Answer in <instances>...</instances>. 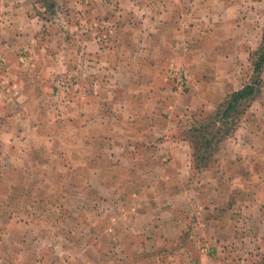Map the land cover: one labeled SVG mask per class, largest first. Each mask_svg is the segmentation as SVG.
<instances>
[{"label": "rangeland", "instance_id": "rangeland-1", "mask_svg": "<svg viewBox=\"0 0 264 264\" xmlns=\"http://www.w3.org/2000/svg\"><path fill=\"white\" fill-rule=\"evenodd\" d=\"M85 2L0 0V53L7 62L5 66H0V98L11 95L15 89L5 80L10 63H21L20 66L27 70L34 68L37 61H47V66L51 67V71H47L46 87L40 89L46 95L45 106H40L38 115L26 116L21 113L18 119L23 122L17 120L18 123H15L12 115L0 114V121L9 119L14 121L13 126H21L18 130H0V220L6 221L5 244L14 264H72L69 259L71 255L74 258V255L66 250L69 245L67 240L70 235L75 236L80 231H76L79 227L75 226V221L64 219L67 212L63 204L67 205L66 208L70 207L74 214L77 209L71 202L97 205V209H102L103 219L109 222L108 234L112 217L118 220L120 216L136 213L143 204L139 195L128 196L125 191L124 194H117L123 186L124 190L128 188L127 175H118L129 171L131 164L125 158H191L194 170H201L195 168L194 158H198L196 147L204 139L192 138L193 132L190 130L193 126L208 123L231 93H227L216 104L192 100L202 92L192 82V74L183 61L190 57V49H178L175 52L168 48L161 51L157 49L150 53V58L161 59V66H131L129 72H134V78L128 74V68H124L127 70L123 75L110 77L112 72L106 65L111 60L112 51L106 46L99 51V46L106 41H113L116 32H119L121 42H127V35L119 30L130 26L131 21H136L127 4L118 0H97V11L95 6L91 7L93 3L89 0ZM138 23L144 24V21L139 20ZM138 23L136 25L141 26ZM260 27L263 29L262 40L257 49L249 52V65L242 79L243 86L258 79L261 91L264 88V68L255 77L254 61L257 56L254 53L264 44V18ZM113 29L117 31L111 32ZM138 34L139 31L137 37ZM149 35L150 41L153 40L149 31L142 35V40L147 41L145 36L147 38ZM173 36L174 32H171L168 38L173 39ZM6 45L23 51L17 53L14 49L10 51L11 56L4 50L7 49ZM119 54L120 57H126L127 52L119 51ZM90 56L103 59L104 75L102 67L84 61ZM20 57H24L25 61L21 62ZM172 69L185 73L182 88L170 76ZM97 70H100L98 88L95 79ZM128 76L132 79L129 83L125 80ZM86 89L91 95L88 107L83 106L86 99L82 94ZM96 89L103 95V103L98 104L100 99L95 97ZM153 91L163 97L161 100L164 103L160 105L161 108L156 106L158 110L149 112L158 111L159 115L168 116L158 121L170 126L164 132L150 131L145 127L149 125L145 123L149 108L147 93ZM111 93L119 96V102L112 98ZM259 93L244 105L243 113L233 117L229 124L219 120L206 131L208 137L210 131L215 133L220 130L216 139L220 138L221 141H214L213 149L206 154V158H212L210 165L215 158H223L228 148L227 142L240 128ZM143 96L145 101L141 99ZM126 101L130 102L128 106ZM87 108L91 112L88 115ZM128 124L133 130L138 126L133 131L135 139L123 140L121 137L127 131L121 130L127 128L129 131ZM230 125L236 128L224 135ZM155 126L160 128L158 123ZM128 141L131 146L127 145ZM168 141L173 144L180 141L186 143L180 142L182 146L170 147L166 146ZM162 143H165L163 147ZM248 230L246 235L250 245L246 244L241 261L244 264H264V250L255 241L259 230H264V227L257 228L256 232L253 228ZM16 234L22 242H15ZM15 246L14 251L17 254L22 252L23 258L13 257L11 252ZM202 249L206 253L208 247L203 245ZM238 256L239 253H236L235 258L238 259ZM211 262L201 260L195 264ZM7 264L12 263L9 261ZM214 264L228 262L219 260L214 261Z\"/></svg>", "mask_w": 264, "mask_h": 264}, {"label": "crops", "instance_id": "crops-1", "mask_svg": "<svg viewBox=\"0 0 264 264\" xmlns=\"http://www.w3.org/2000/svg\"><path fill=\"white\" fill-rule=\"evenodd\" d=\"M89 1L97 11V0ZM118 1L127 4L136 23L143 20L144 24L138 23L141 26H137L131 21L130 26L119 30L127 35V42H121L119 32H116L113 41H106L99 46V51L104 46L112 51L111 60L106 65L112 72L110 77L123 75L127 70L124 68H128L129 72L131 66H161V59L150 58V53L157 49L161 51L168 48L174 52L190 49V57L183 61L189 67L192 82L202 92L196 93L197 98L193 97L192 100L216 104L227 93L243 86L242 77L249 65V52L257 49L262 40L263 29L260 25L264 18V0ZM147 30L153 37L151 41L150 35L147 38L145 36L147 41L142 40ZM114 31L117 30L111 32ZM171 32H174L173 39L168 38ZM5 47L7 49L4 50L9 54L14 49L17 53L23 51L9 45ZM119 51H126V57H120ZM84 61L102 67L104 75L102 58L90 56ZM48 63L37 61L34 68L27 70L20 66L21 63L8 65V76L4 73L7 76L5 80L15 89L11 95L0 98V114L12 115L15 123H18L17 120L23 122L18 119L21 113L26 116L39 114L40 106H45L46 94L41 93L40 89L46 87L47 71H51ZM99 71H95L97 88ZM128 74L134 78V72ZM131 77L125 78L127 83L132 80ZM95 93L96 99H100L98 104L103 103V95L97 89ZM147 94L149 108L145 123L149 125L145 127L164 132L170 126L158 121L168 116H161L158 111L149 112L156 106L161 108L163 97L154 91ZM82 95L86 99L83 106L88 107L91 98L88 89ZM111 96L119 102L117 94L111 93ZM141 99L145 101L144 96ZM95 106L98 107L97 104ZM49 108L51 110V104ZM86 111V115L91 113L88 108ZM13 122L9 119L0 121V130L21 128L19 124L13 126ZM157 123L160 128L155 126ZM35 125L38 126V123ZM127 127L129 131L127 128L121 130L127 131L121 138L135 139L133 131L138 126L135 130L130 124ZM168 142L166 146L170 147L182 146L180 142L186 143ZM127 145L131 146L129 141ZM161 145L163 147L165 143ZM227 147L223 158H215L211 165L198 171L194 170L191 158H125L131 164L129 171L118 175H127L128 188L124 190L123 186L117 194H124L123 191L128 196L137 197L138 194L143 202L142 207L130 216H120L118 220L112 217L108 234L109 222L103 219L102 209H97V205L71 202L77 209L74 214L70 207L66 208L67 205L63 204L67 212L64 219L75 221V226L79 227L76 231H80L75 236L70 235L67 240L69 245L66 250L74 255V258L71 255L70 262L195 264L201 260H211L214 264V261L222 260L228 264H244L241 257L242 252L246 251V244L250 242L246 235L248 229L253 228L256 232L257 228L264 227V88L253 101L236 134L227 142ZM0 227V264L9 261L14 264L5 244V220H0ZM14 236L15 242H22L19 235ZM255 241L264 250V230H259ZM203 245L208 247L206 253L201 250ZM14 249L16 246L12 248L13 257L23 258L22 252L17 254ZM236 253H239L240 260L235 258Z\"/></svg>", "mask_w": 264, "mask_h": 264}, {"label": "trees", "instance_id": "trees-1", "mask_svg": "<svg viewBox=\"0 0 264 264\" xmlns=\"http://www.w3.org/2000/svg\"><path fill=\"white\" fill-rule=\"evenodd\" d=\"M257 56V60L254 61V73L255 77H258L264 68V44L261 45L260 49L254 53ZM260 81L255 79L254 82H249L245 84L241 89L231 92L226 99L221 103L217 112L210 117V120L206 124H201L199 126H193L190 131L192 138H203L200 142V146L197 148V157L194 158L195 168H205L210 165L212 158H206L207 152H211L213 149L214 141H221L218 137L220 130H217L215 133L210 131L208 137L205 135L206 131L216 125L217 121H225L226 124H229V121L233 117H237L244 111V105L253 98L256 94L260 92L258 84ZM243 109V110H242ZM236 127L229 126V129L225 131L224 135H228L234 131ZM189 131V132H190ZM209 157V156H208Z\"/></svg>", "mask_w": 264, "mask_h": 264}, {"label": "built area", "instance_id": "built-area-1", "mask_svg": "<svg viewBox=\"0 0 264 264\" xmlns=\"http://www.w3.org/2000/svg\"><path fill=\"white\" fill-rule=\"evenodd\" d=\"M20 61L24 62L25 61L24 57H20ZM6 64H7L6 59L4 58L3 54L0 53V66H5ZM169 74L171 77L175 78L176 85L182 88V86L185 83V78H186L185 73L182 70L180 71L177 69H172Z\"/></svg>", "mask_w": 264, "mask_h": 264}]
</instances>
